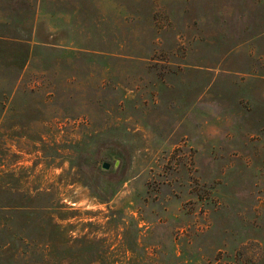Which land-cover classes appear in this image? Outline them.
<instances>
[{
    "label": "rangeland",
    "instance_id": "rangeland-1",
    "mask_svg": "<svg viewBox=\"0 0 264 264\" xmlns=\"http://www.w3.org/2000/svg\"><path fill=\"white\" fill-rule=\"evenodd\" d=\"M0 264H264V0H0Z\"/></svg>",
    "mask_w": 264,
    "mask_h": 264
},
{
    "label": "water",
    "instance_id": "water-1",
    "mask_svg": "<svg viewBox=\"0 0 264 264\" xmlns=\"http://www.w3.org/2000/svg\"><path fill=\"white\" fill-rule=\"evenodd\" d=\"M103 166L106 167V168H108L110 165H109V163L107 161H105L104 164H103Z\"/></svg>",
    "mask_w": 264,
    "mask_h": 264
},
{
    "label": "trees",
    "instance_id": "trees-1",
    "mask_svg": "<svg viewBox=\"0 0 264 264\" xmlns=\"http://www.w3.org/2000/svg\"><path fill=\"white\" fill-rule=\"evenodd\" d=\"M56 224L60 227L61 226V224H59V222H56ZM61 230V229H60Z\"/></svg>",
    "mask_w": 264,
    "mask_h": 264
}]
</instances>
